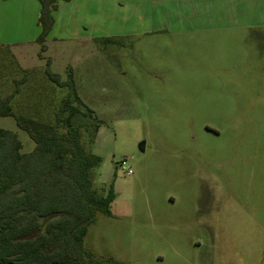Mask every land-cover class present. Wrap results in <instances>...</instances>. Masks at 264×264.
Wrapping results in <instances>:
<instances>
[{"label": "rangeland", "instance_id": "374dc122", "mask_svg": "<svg viewBox=\"0 0 264 264\" xmlns=\"http://www.w3.org/2000/svg\"><path fill=\"white\" fill-rule=\"evenodd\" d=\"M39 11L0 0V91L26 71L15 100L44 103L48 67L100 122L93 189L115 199L83 237L91 259L264 264V0L60 1L45 49ZM0 129L33 149L12 117ZM201 200L218 214L196 217Z\"/></svg>", "mask_w": 264, "mask_h": 264}, {"label": "trees", "instance_id": "16d2710c", "mask_svg": "<svg viewBox=\"0 0 264 264\" xmlns=\"http://www.w3.org/2000/svg\"><path fill=\"white\" fill-rule=\"evenodd\" d=\"M36 1V42L45 49L53 12L70 0ZM25 72L12 78L9 93L0 91V117H12L34 143L22 152L17 134L0 129V264H97L84 251L83 237L97 213L110 215L115 199L112 185L101 196L93 189L91 172L100 160L90 150L100 122L77 98L72 79L62 80L48 67L42 88L49 98L41 104L15 100ZM40 107L45 118L35 119Z\"/></svg>", "mask_w": 264, "mask_h": 264}, {"label": "crops", "instance_id": "0c3cea01", "mask_svg": "<svg viewBox=\"0 0 264 264\" xmlns=\"http://www.w3.org/2000/svg\"><path fill=\"white\" fill-rule=\"evenodd\" d=\"M8 1H10V0H4V2H8ZM208 197H210L209 195H207ZM206 202L205 203H207V201H210V202H212V199L211 200H205ZM204 202H203V200H201L200 202H199V207H197L196 209H200V215L201 214H207V213H211L212 214V212L214 213V214H218V212L217 211H219V209L218 208H216V209H213V206H211V205H208V206H211V209H213V210H202L201 209V205L202 204H205ZM221 208L223 209V210H225V206H224V208H223V205L221 206ZM198 217H200V216H198Z\"/></svg>", "mask_w": 264, "mask_h": 264}, {"label": "built area", "instance_id": "2783aa9c", "mask_svg": "<svg viewBox=\"0 0 264 264\" xmlns=\"http://www.w3.org/2000/svg\"><path fill=\"white\" fill-rule=\"evenodd\" d=\"M120 167H121V170L125 174H130L131 173V171L126 167V163L125 162H121Z\"/></svg>", "mask_w": 264, "mask_h": 264}, {"label": "water", "instance_id": "95a60500", "mask_svg": "<svg viewBox=\"0 0 264 264\" xmlns=\"http://www.w3.org/2000/svg\"><path fill=\"white\" fill-rule=\"evenodd\" d=\"M138 150L140 152H143L144 151V142H141L139 145H138Z\"/></svg>", "mask_w": 264, "mask_h": 264}, {"label": "flooded vegetation", "instance_id": "af4514ba", "mask_svg": "<svg viewBox=\"0 0 264 264\" xmlns=\"http://www.w3.org/2000/svg\"><path fill=\"white\" fill-rule=\"evenodd\" d=\"M200 209H195V214H196V217L200 216Z\"/></svg>", "mask_w": 264, "mask_h": 264}]
</instances>
